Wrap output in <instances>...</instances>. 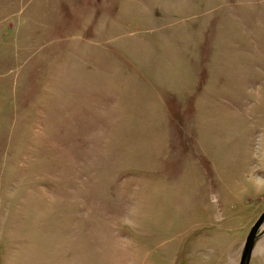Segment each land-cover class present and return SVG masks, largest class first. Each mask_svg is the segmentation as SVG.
<instances>
[{
    "label": "rangeland",
    "instance_id": "374dc122",
    "mask_svg": "<svg viewBox=\"0 0 264 264\" xmlns=\"http://www.w3.org/2000/svg\"><path fill=\"white\" fill-rule=\"evenodd\" d=\"M263 125L264 0H0V264H231Z\"/></svg>",
    "mask_w": 264,
    "mask_h": 264
},
{
    "label": "crops",
    "instance_id": "0c3cea01",
    "mask_svg": "<svg viewBox=\"0 0 264 264\" xmlns=\"http://www.w3.org/2000/svg\"><path fill=\"white\" fill-rule=\"evenodd\" d=\"M248 29V57L249 53H251L252 62L254 61V26H247ZM250 37V40H249ZM264 127V125H263ZM261 143L260 152L252 151V154H248V156L239 155L235 151V154L232 156V167L228 170L218 169L216 170V175H230V182L225 186L229 188L230 194L233 196V199L239 204L234 206L231 214H235L236 216H240L245 214V210H247V214L253 217L254 213L258 209L257 213L254 215V218L251 222L259 216V214L264 210V184L257 185L256 181L262 180L264 181V132H263V140ZM255 146V142L253 144ZM255 151V152H254ZM241 158H246L245 165L241 166L239 164V160ZM222 179V177H221ZM221 190H224V186L222 184ZM252 205V206H251ZM262 205V206H261ZM241 220V219H240ZM247 218L241 220V228L236 230L237 236L235 237L236 251L233 254L230 262L234 264H238L241 252L243 249V244L245 239L241 241V245L239 244V239L241 235V231L244 229ZM240 232V235H239ZM239 238V239H238ZM258 240V245L253 256L250 257V264H264V226L257 233L256 236ZM255 238V239H256ZM240 245V246H239ZM254 246V245H253ZM253 250V249H252Z\"/></svg>",
    "mask_w": 264,
    "mask_h": 264
},
{
    "label": "water",
    "instance_id": "95a60500",
    "mask_svg": "<svg viewBox=\"0 0 264 264\" xmlns=\"http://www.w3.org/2000/svg\"><path fill=\"white\" fill-rule=\"evenodd\" d=\"M264 222V210L259 214L251 225L249 232L245 238L243 249L238 264H249L255 238L257 236V230Z\"/></svg>",
    "mask_w": 264,
    "mask_h": 264
},
{
    "label": "bare ground",
    "instance_id": "6f19581e",
    "mask_svg": "<svg viewBox=\"0 0 264 264\" xmlns=\"http://www.w3.org/2000/svg\"><path fill=\"white\" fill-rule=\"evenodd\" d=\"M264 204V203H263ZM262 206V205H261ZM257 211H258V209L256 210V212L254 213V215L257 213ZM254 215H253V217L250 215V216H248V218H247V223H246V225H245V227H244V229L241 231V235H240V239H239V244L241 245V241L243 240V238H244V236H245V233H246V230H248V228L250 227V225H251V222H252V220H253V218H254ZM264 226V222L261 224V226L259 227V229L257 230V233L258 232H260V230L262 229V227ZM239 245V246H240ZM257 245H258V240H257V238L255 239V241H254V246H253V250H252V253H251V256H253V254H254V252H255V250H256V247H257ZM251 262L249 261V264H250ZM234 264H236V261L234 262Z\"/></svg>",
    "mask_w": 264,
    "mask_h": 264
},
{
    "label": "clouds",
    "instance_id": "9594fccd",
    "mask_svg": "<svg viewBox=\"0 0 264 264\" xmlns=\"http://www.w3.org/2000/svg\"><path fill=\"white\" fill-rule=\"evenodd\" d=\"M256 183H257V185H260V184H264V181L258 179V180L256 181Z\"/></svg>",
    "mask_w": 264,
    "mask_h": 264
}]
</instances>
